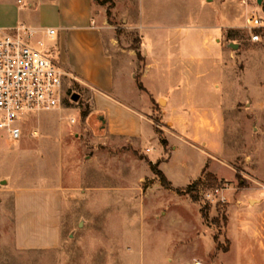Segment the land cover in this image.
Wrapping results in <instances>:
<instances>
[{
    "label": "crops",
    "instance_id": "1",
    "mask_svg": "<svg viewBox=\"0 0 264 264\" xmlns=\"http://www.w3.org/2000/svg\"><path fill=\"white\" fill-rule=\"evenodd\" d=\"M163 1L139 0L134 6L132 0H0V28H54L57 59L65 78L88 98L86 127L98 147L132 152L157 185L150 164L158 165L174 189H183L207 172L219 177L217 170L227 162V121L242 104L261 119L264 97L258 80L242 81L232 61V41L223 32L231 22L225 0L176 2L170 14L162 11ZM153 7L159 22L143 15ZM118 23L135 32H120ZM161 100L166 147L152 120ZM154 141L158 152L150 156L155 149L144 144ZM184 149L199 157L179 164ZM257 181L263 188L227 206L225 254L237 251L239 264H264V181ZM71 191L56 179L47 187L0 189V239L16 258L35 260L59 249L63 202Z\"/></svg>",
    "mask_w": 264,
    "mask_h": 264
},
{
    "label": "rangeland",
    "instance_id": "2",
    "mask_svg": "<svg viewBox=\"0 0 264 264\" xmlns=\"http://www.w3.org/2000/svg\"><path fill=\"white\" fill-rule=\"evenodd\" d=\"M176 2L182 5L187 0H164L162 11L170 14ZM132 3L137 6L139 0ZM225 3L231 7V22L223 32L226 40L238 45L232 49V61L242 81L258 80L264 97V44L252 43L247 31L253 14L264 15V0H248V6L242 0ZM155 11L156 7L145 13L143 9L148 22H159ZM119 31L135 32L124 27ZM64 90L62 108L24 121L19 141L0 131V189L47 187L55 179L72 189L63 202L61 246L38 259L21 260L0 239V264H239L237 251L225 254L230 248L225 218L229 204L263 188L257 179L264 181V103L261 119L245 104L231 114L226 159L222 157L226 168L217 170L222 179L207 172L198 185L199 202L194 203L148 178L143 161L132 152L98 147L86 127L88 98L69 78L64 79ZM164 106L161 100L152 117L161 140L168 128L160 112ZM50 115L57 116L50 121L46 118ZM144 146L155 149L150 156L157 154L155 141ZM196 157L184 149L177 160L191 164ZM221 189H226L227 202L216 196Z\"/></svg>",
    "mask_w": 264,
    "mask_h": 264
},
{
    "label": "built area",
    "instance_id": "3",
    "mask_svg": "<svg viewBox=\"0 0 264 264\" xmlns=\"http://www.w3.org/2000/svg\"><path fill=\"white\" fill-rule=\"evenodd\" d=\"M248 6V0H242ZM252 43L264 44V15L247 20ZM54 28H0V131L19 141L23 123L34 115L61 109L65 74L54 48ZM74 122V120H73ZM226 189L216 190L227 202Z\"/></svg>",
    "mask_w": 264,
    "mask_h": 264
},
{
    "label": "trees",
    "instance_id": "4",
    "mask_svg": "<svg viewBox=\"0 0 264 264\" xmlns=\"http://www.w3.org/2000/svg\"><path fill=\"white\" fill-rule=\"evenodd\" d=\"M110 15V12H109ZM139 88L140 89H144L142 84L139 83ZM162 145L164 147L167 146V142L165 140L161 141ZM151 166V170L152 172L159 178L161 185L168 190H173L174 192L180 194V195H187L190 197V199L192 200V202L194 203H198L199 202V195H198V185L201 183V181L195 182L192 185L183 188V189H174L172 184L168 181V179L166 178V176L159 170L158 165H153L150 164ZM202 215L204 218L207 217L206 214L203 213L202 211ZM226 219V218H225ZM228 251V249L226 250V252Z\"/></svg>",
    "mask_w": 264,
    "mask_h": 264
},
{
    "label": "water",
    "instance_id": "5",
    "mask_svg": "<svg viewBox=\"0 0 264 264\" xmlns=\"http://www.w3.org/2000/svg\"><path fill=\"white\" fill-rule=\"evenodd\" d=\"M259 3H261V0H259ZM231 48H233V49H238V45H235V44H231ZM74 99L76 100L77 99V97L75 96L74 97Z\"/></svg>",
    "mask_w": 264,
    "mask_h": 264
}]
</instances>
